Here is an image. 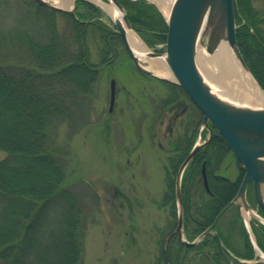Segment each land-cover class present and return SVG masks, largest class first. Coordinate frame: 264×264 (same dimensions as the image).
<instances>
[{
  "label": "trees",
  "instance_id": "trees-1",
  "mask_svg": "<svg viewBox=\"0 0 264 264\" xmlns=\"http://www.w3.org/2000/svg\"><path fill=\"white\" fill-rule=\"evenodd\" d=\"M119 1L131 27L145 43H164L167 24L153 3ZM5 2L0 0V264H83L85 221L64 180L68 146L54 143L53 129L84 109L100 70L111 67L118 51L124 49L118 33L100 20V8L87 0H75L71 11L38 0H20L16 21L9 16L14 8ZM26 5L34 9L28 11ZM56 14L63 17L62 29ZM234 15L238 48L264 90V25H260L264 15L251 0H234ZM87 34L98 39L96 63L90 60ZM158 80L167 90L163 104L168 107L186 101V118L181 134L170 141L169 164L164 169L165 188L159 206L167 207L173 218L166 226L157 264H264L238 209L228 205L243 170L214 127L181 177L182 232L191 241L213 225L224 248L211 233L194 245L183 244L173 233L175 173L198 134L201 113L178 85ZM206 131L203 129V134ZM233 160L235 177L227 172L232 170ZM203 161L208 190L201 177ZM226 219L229 222L223 228ZM252 223L256 245L264 253V225Z\"/></svg>",
  "mask_w": 264,
  "mask_h": 264
},
{
  "label": "rangeland",
  "instance_id": "rangeland-1",
  "mask_svg": "<svg viewBox=\"0 0 264 264\" xmlns=\"http://www.w3.org/2000/svg\"><path fill=\"white\" fill-rule=\"evenodd\" d=\"M19 1L5 2L14 8L9 14L14 21L19 15ZM102 1L115 7L111 0ZM166 1L170 6L172 0ZM253 3L264 7V0ZM1 9L0 3V15ZM25 9L32 11L34 7L26 5ZM160 11L164 18L168 15ZM99 18L113 29L106 9H101ZM55 20L62 29L63 17L56 14ZM86 43L90 60L96 63L98 39L87 34ZM146 45V50L164 53L162 43ZM208 54L204 44L197 45V68L213 91L222 96L215 79L237 89L236 77L225 68L222 71L218 61L204 63L203 56ZM111 78L115 93L109 108ZM166 93L165 84L139 72L126 51L119 50L112 66L100 70L84 109L53 129L54 143L68 146L64 180L77 198L85 221L83 264H157L159 260L160 244L173 218L167 207L159 206L165 188L164 169L169 164L170 141L181 134L186 118V101L170 109L163 104ZM234 168L233 160L229 176L235 177ZM253 211L257 212L255 208ZM228 222H222L223 228Z\"/></svg>",
  "mask_w": 264,
  "mask_h": 264
},
{
  "label": "water",
  "instance_id": "water-1",
  "mask_svg": "<svg viewBox=\"0 0 264 264\" xmlns=\"http://www.w3.org/2000/svg\"><path fill=\"white\" fill-rule=\"evenodd\" d=\"M38 1L64 9L46 0ZM111 2L121 13L122 20L113 19V23L134 67L142 73L179 85L201 112V126L208 127L209 136L201 142H194L176 172L174 190L177 224L173 233L176 232L185 245H194L202 236L211 233L218 246L224 248L218 233L212 229V225L206 227L191 241L183 237L180 181L181 174L196 149L210 137L211 127L208 126V122H210L226 141L233 156L244 171L237 192L229 203H234L239 209L250 212L252 207L246 199V188L248 183L251 182L254 203L264 214V107L241 105L221 98L205 81L195 61L198 44H204L206 51L211 53L219 41L224 39L238 63L248 70L235 37L233 0L171 1L166 16L167 31L163 53L171 77L159 76L142 65L138 53L132 50L127 40L125 27L131 28V24L126 16L125 9L119 0H111ZM159 55H161V52L146 50L147 57ZM114 83V79L111 78L109 108H111L114 100ZM201 174L203 185L208 190L204 163L202 164Z\"/></svg>",
  "mask_w": 264,
  "mask_h": 264
},
{
  "label": "bare ground",
  "instance_id": "bare-ground-1",
  "mask_svg": "<svg viewBox=\"0 0 264 264\" xmlns=\"http://www.w3.org/2000/svg\"><path fill=\"white\" fill-rule=\"evenodd\" d=\"M53 4L58 6L67 8L70 7L72 0H50ZM103 6L110 14L112 19L114 20H122L120 11L112 6L106 5L101 0H93ZM159 8L162 12L167 15L169 11L168 1L166 0H156ZM126 29V36L129 44L131 45L132 50L135 53H138L139 61L142 63L144 67L150 69L153 73L163 76V77H171L170 71L166 67L165 63V55L161 54L155 57H147L146 56V47L142 43L141 39L137 36V34L131 29ZM204 63L205 62H215L218 61L221 65V70L224 71V68L228 70L231 74L236 77L235 83H237L238 87L235 89L233 86L226 85L221 82V80L215 79L220 88L219 95L221 98L227 100L231 99L236 102L244 103L246 106H256V107H264V91L259 87L251 73L244 69L236 60L234 53L227 45L226 40L221 39L217 44L214 51L208 55L203 56ZM217 94V93H216ZM229 99V100H230ZM245 218L250 214L249 211L243 210Z\"/></svg>",
  "mask_w": 264,
  "mask_h": 264
},
{
  "label": "flooded vegetation",
  "instance_id": "flooded-vegetation-1",
  "mask_svg": "<svg viewBox=\"0 0 264 264\" xmlns=\"http://www.w3.org/2000/svg\"><path fill=\"white\" fill-rule=\"evenodd\" d=\"M254 0H251V3L253 5V7L257 10L258 13L260 14H263L264 15V7L263 6H257L256 4L253 3ZM260 25H264V22H261ZM186 95V94H185ZM187 97V95H186ZM187 100H189V98L187 97ZM191 102V101H190ZM178 103H182L181 101L180 102H177V103H174V104H171L170 106V109L174 108L175 106H178L179 104ZM184 109V112H185V107L183 108ZM183 111V110H182Z\"/></svg>",
  "mask_w": 264,
  "mask_h": 264
},
{
  "label": "crops",
  "instance_id": "crops-1",
  "mask_svg": "<svg viewBox=\"0 0 264 264\" xmlns=\"http://www.w3.org/2000/svg\"><path fill=\"white\" fill-rule=\"evenodd\" d=\"M153 2H155V1H153ZM157 5H158V3H157V1L155 2ZM159 6V5H158ZM244 215L242 214V217H243ZM255 250H256V254L258 255V251H257V249L255 248ZM260 260H264V259H262V258H260Z\"/></svg>",
  "mask_w": 264,
  "mask_h": 264
}]
</instances>
